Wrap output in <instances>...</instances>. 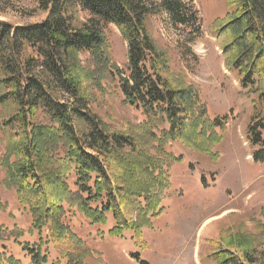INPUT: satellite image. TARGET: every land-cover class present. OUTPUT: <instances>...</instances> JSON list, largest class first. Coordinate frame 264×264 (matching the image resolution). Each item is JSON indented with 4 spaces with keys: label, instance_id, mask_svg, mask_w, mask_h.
<instances>
[{
    "label": "rangeland",
    "instance_id": "rangeland-1",
    "mask_svg": "<svg viewBox=\"0 0 264 264\" xmlns=\"http://www.w3.org/2000/svg\"><path fill=\"white\" fill-rule=\"evenodd\" d=\"M184 1L194 6L200 20L199 33L192 40L188 41L186 28L174 27L155 4L145 25L165 57L163 76L170 85L195 89L206 116L198 120L201 136L189 130L178 139L146 144L149 154L159 156L154 148L162 146L172 157H160L168 184L156 212L142 215L145 222L139 233L126 229L112 235L110 212L105 222L98 223L77 207L62 203L55 226L48 220L34 227L29 204L19 198L15 186L5 182L6 164L20 157L10 140L13 133L0 126V264H36L26 247L45 258L40 264H216L214 251L225 247L241 258L246 253L256 264H264V131L263 143L253 145L249 135L250 126L264 116V100L241 88L237 72L225 65L219 37L236 3ZM45 16L38 0H0V19L12 25L39 22ZM87 17L76 9L75 23ZM102 26L107 59L103 68L97 70L89 52L71 55L75 72L90 76L82 83L88 109L110 131L140 137L143 127L145 132L153 129L160 138L168 123L148 120L141 108L124 101L116 68L126 73L127 42L117 26ZM12 110L10 104L0 105V121ZM215 118L222 121L221 126H212ZM35 120L49 123L41 111ZM146 122L148 127L143 125ZM76 129L81 133L86 127L76 122ZM56 145L59 151L68 150L63 142ZM255 155L263 159L254 160ZM112 173L116 183H123L119 168ZM63 179L67 188L76 190L73 165L63 170ZM125 210L135 219L136 202L127 199Z\"/></svg>",
    "mask_w": 264,
    "mask_h": 264
},
{
    "label": "trees",
    "instance_id": "trees-1",
    "mask_svg": "<svg viewBox=\"0 0 264 264\" xmlns=\"http://www.w3.org/2000/svg\"><path fill=\"white\" fill-rule=\"evenodd\" d=\"M235 3V12L219 33L225 65L237 72L241 88L264 100V0ZM38 4L46 12L39 22L12 25L0 19V105L13 107L0 126L13 133L10 140L20 157L6 164L5 182L15 186L19 198L29 204L36 228L48 220L55 226L62 203H67L93 222H105L110 212L112 235L126 229L139 233L145 222L142 215L156 212L167 188L160 157L172 158L162 146L154 148L159 156L149 154L146 144L178 139L189 130L201 136L197 124L206 116L195 89L170 85L163 76L165 57L146 30V16L155 4L174 27L187 29L190 41L200 30L197 10L184 0H38ZM76 9L86 12L87 19L75 23ZM106 23L117 26L127 42L126 73L116 68L124 101L141 108L148 120L168 123L160 138L153 129L145 132L143 127L140 137L110 131L88 109L82 83L90 76L75 72L71 55L89 52L97 70L103 68L107 59L102 25ZM39 111L48 124L36 122ZM76 122L84 123L86 129L78 132ZM211 124L221 126L222 121L215 118ZM143 125L148 127L147 122ZM262 131L264 116L250 126L253 145L263 143ZM59 142L68 146L66 152L58 150ZM253 158L262 160L263 155ZM72 165L75 191L63 179V170ZM115 167L123 183L115 182ZM127 199L136 202L138 219L126 212ZM94 202L97 205L92 207ZM58 230L60 234L61 223ZM26 248L34 263L45 261L38 250ZM214 262L256 264L248 254L241 258L227 247L214 251Z\"/></svg>",
    "mask_w": 264,
    "mask_h": 264
}]
</instances>
